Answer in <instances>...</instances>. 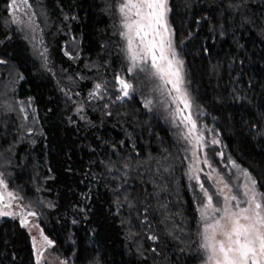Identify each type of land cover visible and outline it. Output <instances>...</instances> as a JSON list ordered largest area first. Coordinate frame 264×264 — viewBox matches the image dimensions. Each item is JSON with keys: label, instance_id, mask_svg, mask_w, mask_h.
Instances as JSON below:
<instances>
[{"label": "trees", "instance_id": "obj_1", "mask_svg": "<svg viewBox=\"0 0 264 264\" xmlns=\"http://www.w3.org/2000/svg\"><path fill=\"white\" fill-rule=\"evenodd\" d=\"M29 1L36 31L0 0V175L22 197L0 216V264H37L41 232L53 244L39 264H199L206 200L192 145L161 81L128 72L121 0ZM168 5L205 137L201 181L214 193L207 173L239 184L247 170L264 192V0ZM19 208L37 215L22 225Z\"/></svg>", "mask_w": 264, "mask_h": 264}, {"label": "snow or ice", "instance_id": "obj_2", "mask_svg": "<svg viewBox=\"0 0 264 264\" xmlns=\"http://www.w3.org/2000/svg\"><path fill=\"white\" fill-rule=\"evenodd\" d=\"M29 0H9L8 9L13 23L26 24L32 31L34 26L29 14ZM118 10L122 16L120 35L126 40V52L131 61L128 72L137 69L156 77L161 81L162 91L171 97L175 105L174 118L186 129L184 139L192 145L194 164L190 169V179L196 180L203 192L206 202L200 207L202 231L200 232L201 248L208 252L207 264H264V192L258 190L256 179L242 170V182L235 184L225 179L213 169L207 178L215 185V192L210 193L200 179L204 170L197 167L201 162L198 152L206 147L203 130L198 127L193 117V99L185 86L184 61L180 58L173 42V30L168 22V0H121ZM28 17V22L17 18V13ZM117 83L123 96L129 95L132 85L121 77ZM168 85L171 87L169 88ZM97 84L95 88L101 89ZM120 99V97H117ZM198 107V106H197ZM212 144L219 141L213 139ZM223 155V153H218ZM209 168L207 155L203 161ZM233 168H239L232 162ZM215 173V175H213ZM0 202L22 199L14 192L8 191V185L0 175ZM10 207V205H6ZM12 212L0 210V216H11ZM22 225H27V217H35V211L22 212ZM41 236L44 244L51 246L53 241ZM155 240L156 237H150ZM35 242V237H33ZM35 247V243H34ZM36 259L39 264L42 251L36 248ZM67 264V262H64Z\"/></svg>", "mask_w": 264, "mask_h": 264}, {"label": "rangeland", "instance_id": "obj_3", "mask_svg": "<svg viewBox=\"0 0 264 264\" xmlns=\"http://www.w3.org/2000/svg\"><path fill=\"white\" fill-rule=\"evenodd\" d=\"M29 3L31 4L30 1H29ZM28 11H29V14H33L32 15V21H34L35 24H37V23L41 24L42 15L40 14V12L37 11V9L34 7V5L31 4V8ZM17 18L25 20L26 22L28 20L27 16H25L23 13H19V12L17 13ZM93 94L95 95L94 92L90 95L93 96ZM90 99H91V97H89L88 99L84 98L85 103L87 101L90 102ZM24 114H26V111H24ZM19 209H20L21 213L31 211V210H25L24 208H19ZM32 227L36 228V230H37V228L39 229V225L34 219L32 221ZM201 231H202V222L200 224L199 234ZM199 239H200V243H202L203 241L201 240L200 235H199ZM34 243H35V247H34ZM34 243H33V250H34L35 255L37 256L36 248H39L42 251L46 244H44L42 237L41 238L38 237ZM203 251H204V257L199 264H207L208 252L205 251L204 249H203Z\"/></svg>", "mask_w": 264, "mask_h": 264}, {"label": "flooded vegetation", "instance_id": "obj_4", "mask_svg": "<svg viewBox=\"0 0 264 264\" xmlns=\"http://www.w3.org/2000/svg\"><path fill=\"white\" fill-rule=\"evenodd\" d=\"M3 190V189H1ZM6 201V203H5ZM4 203L3 202H0V210H5V208L7 209L8 207L6 205H10V207H12V204H14V201L13 200H8L7 198L5 199ZM8 203V204H7Z\"/></svg>", "mask_w": 264, "mask_h": 264}, {"label": "water", "instance_id": "obj_5", "mask_svg": "<svg viewBox=\"0 0 264 264\" xmlns=\"http://www.w3.org/2000/svg\"><path fill=\"white\" fill-rule=\"evenodd\" d=\"M0 191H2L1 189H0ZM5 201V200H4ZM4 201H3V203H4ZM5 203H6V201H5ZM8 204V203H7ZM22 217V219H23V216H21ZM29 220H30V218L29 217H27V221L29 222Z\"/></svg>", "mask_w": 264, "mask_h": 264}]
</instances>
